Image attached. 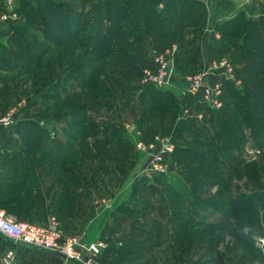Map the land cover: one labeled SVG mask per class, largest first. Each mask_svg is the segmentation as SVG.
Returning <instances> with one entry per match:
<instances>
[{"label": "rangeland", "instance_id": "obj_1", "mask_svg": "<svg viewBox=\"0 0 264 264\" xmlns=\"http://www.w3.org/2000/svg\"><path fill=\"white\" fill-rule=\"evenodd\" d=\"M56 1L65 4L72 27L75 17V35L70 34L73 30L63 33L60 38L66 41L57 43L41 17L34 21L28 13L18 18L16 14L14 34L7 48L0 50V62L6 65H0V116L13 112L12 123L0 126V139H21L16 125L33 119L47 130L44 139L61 147L59 151L67 155L65 163L73 169V235L106 246L141 241L143 249L130 253L121 264H264V245L258 243L264 238V205L253 202L231 217L226 214L232 197L255 198L264 192V143H255L251 126L245 124L253 121L254 131L262 134L255 93L264 87V65H254L261 57L239 27V20L242 26L251 20L264 28L261 1L254 0L234 18L218 15L215 0H174L172 20L158 25L155 34L154 28L145 27L150 25L147 18L140 19L139 33L127 37L144 45L152 66L156 52L170 51L173 75L166 87L142 83L141 74L125 79L118 73L113 37L94 46L88 29L99 14L95 5L101 0ZM167 1L171 0H157L156 9ZM192 14L200 17L199 25L186 27L185 17ZM203 40L212 54L209 63L183 64L193 43L199 44L201 53ZM219 61L231 65L234 79H225L236 89H243L246 79L255 90L241 109L237 101V116L223 114L218 124L206 121L202 126L201 106L221 108L223 87L221 106L211 107L201 95L186 91V77ZM176 66L181 68L178 73ZM235 67L245 78L236 76ZM187 94L195 103L189 99L191 107L182 109ZM156 103L166 116L160 110L149 115V107ZM77 110L84 118V131L73 139L66 135V124ZM181 120L201 128L182 131L175 124ZM148 125L152 130H146ZM143 133L153 135L144 139ZM236 136L241 139L238 143ZM156 137L170 138L172 145L171 151L160 152L164 171L152 167L161 140ZM200 222L207 227L203 229ZM90 233L94 240L87 238ZM2 254L0 249V264ZM99 257L106 264H116L111 254Z\"/></svg>", "mask_w": 264, "mask_h": 264}, {"label": "trees", "instance_id": "obj_2", "mask_svg": "<svg viewBox=\"0 0 264 264\" xmlns=\"http://www.w3.org/2000/svg\"><path fill=\"white\" fill-rule=\"evenodd\" d=\"M253 1L254 0H252L251 2ZM260 1L264 5V1L263 0ZM16 2H17V6L15 8V11L19 14L28 13L29 16L32 17L34 21H37L36 20L37 17H41L43 21L46 23L47 30L54 35L57 43H63L64 41H66V39L60 38L61 35H63V33H64L63 36H65V33H67L68 31L73 30V33H70L72 35H75L76 32H78L77 30L78 24L76 23L77 21L75 20L74 15H73L74 17L73 27L72 25H69L70 14H68L67 11H65L66 7L65 4H63L62 2L59 3L56 0H17ZM80 2L84 4L85 2H87V0H80ZM185 2L189 3L188 0H186ZM251 2L248 3L246 6H244L243 8L234 9L232 3L229 0H215L214 7L217 10L216 12L218 15L225 13L226 15L234 16V18H236L238 15L242 13V11L248 10L252 6ZM133 4H135L134 6H139V7L133 8ZM174 4H175L174 0L167 1L163 8L157 10L156 9L157 0H106V1L101 0V2L98 3V5L96 4L97 6L95 5V10L97 9L99 11V14L95 16L94 22L89 25V29H88V32H90L89 39L92 40L94 46H98L102 43L104 39L107 38L111 40V38L113 37L115 43L114 52L117 53L118 55L117 67L118 70L120 71V72L118 71V73H122L125 79H132L136 77L139 78L141 74V69L143 67L145 66L152 67V60L147 57L146 51L144 49L145 48L144 45L141 44L138 45L137 43H134V41L129 40L127 36H131L132 38H134V36L137 33H139L140 29L138 27V23L140 22V19L142 20L144 18L145 19L147 18V22H150V25L145 23V27L154 28L153 32L155 34L158 25L162 24L165 21L172 20L171 14H173L172 7L173 8L175 7ZM193 9H194L193 5H191L190 11ZM151 17H153V19H150ZM198 18L200 19L198 15H194V14L185 17L184 22H186L185 23L186 27H189L190 25L197 27L199 25ZM149 19L151 21H149ZM6 22H8L10 25H14L17 23L15 20L12 19L7 20ZM236 22L238 23L237 20ZM239 22H240L239 27L241 26L245 30L244 37L249 41L252 49H254L256 53H258L259 56L261 57L260 61L258 62L256 61L254 65L255 66L264 65V28L260 27V25L256 23H253L251 20H249L245 24L243 23L244 24L243 26L241 25L240 20ZM103 30H107L108 34H103ZM156 39L158 40L157 36L155 37L154 40L156 41ZM216 46H217L216 49L227 51L225 48H223L220 45H216ZM191 47L192 49L188 55V60L186 58H184L186 60L182 59L183 64L185 62H193V61L195 63L199 59V55H200L198 51L199 44L195 42L191 45ZM231 62L232 64L235 65L236 60L231 59ZM0 65L3 67L6 66L1 62ZM180 69L178 66L175 67L177 73L178 70L180 71ZM235 74L237 77L245 78L244 77L245 74L241 71V69H238L236 67H235ZM262 75H264V71H262ZM221 82L223 87V97H222L223 105L221 108L218 109H207L200 105L201 106L200 111L203 112L202 126H204L203 123H205L206 121L217 123V120H220L223 114H229V115L238 114V109L236 104L237 101L239 103L238 107L241 109V107L245 106L246 100L248 99L247 97L252 96L255 90L252 87L254 85L252 84L248 85L246 79H244L245 85L241 90L236 89L233 83L226 80L225 78H223ZM228 97H234V98L233 100H230ZM255 97L257 102L259 103V112L263 121L262 134H260V132L258 131L256 132L254 131L253 121L248 123L245 122V124L247 126H251V128L253 129V130L251 129V135L252 137L255 138L253 139L254 142L257 144H262L264 143V87H262V89H260L255 93ZM189 99H191V103L194 102L193 97L187 94L186 97L181 101L182 109L186 106L191 107V105H189L190 103ZM157 103L149 107V110L147 111L149 115L151 116V112H156L157 110H160L158 112L166 116L165 109L161 107L160 104ZM172 108L174 107L172 106ZM194 110L199 111V107L195 106ZM79 113L80 112L78 110L74 111L73 119L69 120L66 124L67 127L66 135H72L73 139L80 138L83 135V131H84V124H83L84 118L81 117ZM234 116L233 118H235L237 115L235 117ZM145 119L146 117H143L142 119L139 120V122L143 123ZM181 121L182 122L180 123L177 122L175 124H176V128H179L182 131L187 132L192 129L201 128V126L200 127L197 126V128H195L192 121H183V120ZM170 122H172V119L170 120ZM220 124H221L220 126H222V123ZM151 125H148L146 127V130H152L153 126ZM235 126L237 127L236 130H238V132H241V129L239 128L240 124L237 123L235 124ZM16 127L17 130L19 131L18 132L19 135H21L22 137L20 141L22 142L25 148L30 150H38V151L54 153L56 157H60V159H62L63 165H67L65 163L67 159L66 157L67 155L62 154L59 151V149L61 148L60 146L59 149H57V147H54V145H52L51 141H48L49 139H44V137L47 136L48 132L44 127L39 125L38 121H35L33 119L31 120L24 119L20 121L16 125ZM197 131L195 132L196 134H198ZM152 135L153 134H149V135L145 134L147 138L144 139H150ZM239 138L240 136H236L237 143L241 140ZM55 144H58V142H56ZM181 151L186 152L185 150H181ZM71 166L72 164L70 166L67 165V167L69 168H71ZM2 177H3L2 172H0V208H3L6 213L8 212L14 214L15 216H19L17 218H22V216L20 215H22V213L26 212V210L28 209H26L25 211L22 210V202L20 200L16 201V203H19L18 204L19 206L17 207H15L12 202L15 197L17 198L20 197L21 191L24 187L23 186L24 183H22V181L17 182L16 185H14L13 193L7 194L4 192L5 186L3 180L1 179ZM255 196L256 197L253 198L251 196L236 195L235 197L229 199L226 207L227 216L231 217L235 215L239 210L248 208L253 202L262 203L264 205V192L259 191L258 193H256ZM198 224H200L203 227V229L207 227V226H203L205 224L201 222ZM60 226L63 225L60 224ZM246 242L250 243V240L247 239ZM5 245H10V243L5 241L3 237L0 235V249H3ZM141 249H143V245L141 241L132 242L130 244L125 243V245L123 246L112 245L109 243L102 250L101 255L102 257H105L111 254L117 258L115 263L121 264L122 259H125L126 257H130L129 256L130 253L138 254L141 251Z\"/></svg>", "mask_w": 264, "mask_h": 264}, {"label": "crops", "instance_id": "obj_3", "mask_svg": "<svg viewBox=\"0 0 264 264\" xmlns=\"http://www.w3.org/2000/svg\"><path fill=\"white\" fill-rule=\"evenodd\" d=\"M16 1L0 0V13L10 9L15 11ZM134 5L133 8L139 7ZM16 14L18 18L19 13ZM12 34L13 25L5 22L0 30L1 51L7 48V41L11 40ZM211 58L209 43L205 44L203 40L197 64L209 63ZM0 172L3 175L1 179L5 186L4 192L7 194L13 193L17 182L24 183L20 197H15L12 203L17 207L19 203L16 201L20 200L22 210H28L20 215L22 218L7 212L10 217L36 224H46L50 217H55L59 225H63V233L73 235V169L63 165L60 157L50 152L27 149L20 139H0ZM87 236L89 240H94L91 233ZM2 237L5 241H10ZM7 250L13 251L12 264H79L17 243L5 245L2 257Z\"/></svg>", "mask_w": 264, "mask_h": 264}, {"label": "built area", "instance_id": "obj_4", "mask_svg": "<svg viewBox=\"0 0 264 264\" xmlns=\"http://www.w3.org/2000/svg\"><path fill=\"white\" fill-rule=\"evenodd\" d=\"M15 18L16 12L12 9L2 12L0 27L7 20ZM169 52L155 53L154 66L145 67L142 70L140 77L142 83L166 87L171 82L173 63ZM223 77L229 80L234 79L231 65L226 61L213 62L204 71L186 77V91L192 95H201L211 107H220ZM12 114L13 112L10 111L0 116V126L11 124ZM155 139L161 140L158 141L160 146L154 155L152 167L154 170L164 171L165 166L161 163V153L171 151L172 145L168 142L170 138L156 137ZM0 234L14 243L56 254L64 260H73L79 264H105L99 257L106 247L103 241H86L82 234L65 235L55 217H50L46 224L29 223L10 217L0 208ZM258 243L264 245V238L258 239ZM13 258V251L7 250L2 257V263L12 264Z\"/></svg>", "mask_w": 264, "mask_h": 264}, {"label": "water", "instance_id": "obj_5", "mask_svg": "<svg viewBox=\"0 0 264 264\" xmlns=\"http://www.w3.org/2000/svg\"><path fill=\"white\" fill-rule=\"evenodd\" d=\"M229 1L232 3L234 9H240V8H243L244 6H246L252 0H229Z\"/></svg>", "mask_w": 264, "mask_h": 264}]
</instances>
